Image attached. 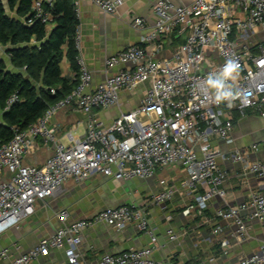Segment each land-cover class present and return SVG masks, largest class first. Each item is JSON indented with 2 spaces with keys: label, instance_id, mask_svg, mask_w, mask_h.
<instances>
[{
  "label": "built area",
  "instance_id": "built-area-1",
  "mask_svg": "<svg viewBox=\"0 0 264 264\" xmlns=\"http://www.w3.org/2000/svg\"><path fill=\"white\" fill-rule=\"evenodd\" d=\"M91 1L110 15L123 5V0ZM153 1L157 21L142 37L144 45H153L151 50L131 45L108 57L106 70H118L93 88V75L81 55L78 27V86L27 128L12 127V140L0 147V235L32 216L38 201L53 197L69 181L82 184L95 175L119 182L149 180L172 167L184 170L179 189L194 194L197 212L203 215L212 201L226 196L227 173L219 160L227 159L243 164V175L255 177L261 187L250 194L246 203L219 209L216 217L235 223L239 243L249 238L242 212L251 209L249 219L264 227V162L250 160V152L258 151V145L228 153L214 148L216 142L234 144L233 129L238 119L250 113L264 117V42L252 49L240 47V41L256 31H264V0H194L188 6L178 4L177 0ZM52 4L53 0H33L27 25L39 20L49 26L52 16L46 7ZM74 4L77 7V1ZM76 12L79 18L77 8ZM133 26L144 30L145 20L135 19ZM176 30L186 34L184 43L173 50L171 57L160 59L164 51L162 39ZM228 59L240 64L239 75L233 82L240 96L232 107L214 103L204 84L208 74L219 72ZM145 84L149 87L139 107L121 112L108 126L96 119L95 111L119 107L123 92H134ZM18 101L19 97L13 94L4 111ZM66 108L82 113L87 122L83 137L75 138L70 132L66 136L68 143L64 144L57 139L59 127L52 120ZM52 146L51 155L42 165L24 163L26 157L42 147ZM160 185L163 191L145 199L142 206L107 208L88 220L71 224L69 212L61 211L58 219L63 226L9 264H31L52 250L62 249L67 264H80L82 233L96 223L120 230L132 224L155 241L147 207L165 206L179 190L164 179ZM167 234L171 241L179 239L172 229ZM221 245L228 247L229 243L222 241ZM153 253V247H146L117 255L104 254L96 264H159ZM8 258L10 250L0 248V260ZM237 264H264V240L259 251Z\"/></svg>",
  "mask_w": 264,
  "mask_h": 264
},
{
  "label": "crops",
  "instance_id": "crops-1",
  "mask_svg": "<svg viewBox=\"0 0 264 264\" xmlns=\"http://www.w3.org/2000/svg\"><path fill=\"white\" fill-rule=\"evenodd\" d=\"M7 14H16L8 9L9 0H1ZM79 11V32L81 37V55L93 75L92 87L103 83L110 74L118 69L106 70L105 61L131 45H143L149 50L152 44L144 45L142 37L155 25V3L153 0H123V5L114 15L102 12L91 0H75ZM194 0H177L182 6L190 5ZM135 19L145 20V29L138 30L133 26ZM53 24L48 26L49 30ZM186 34L176 30L164 37V51L159 58H169L173 50L185 41ZM264 42V31H256L248 39L240 41L241 48L252 49ZM7 47L0 45V58L8 70L17 72L11 64ZM62 76L75 80V72L70 62L64 58L61 64ZM148 84L140 86L134 92L121 94L120 106L117 108L95 111L96 119L104 125H111L121 112H128L140 106ZM87 117L71 108L62 109L53 118L52 124L59 127L57 139L68 143L66 136L71 132L75 138L83 137ZM234 144L214 143L225 153L234 149H250L258 145L259 150L250 152L251 161L264 162V117L250 113L246 118L238 119L233 129ZM50 149L42 147L26 157L24 163L40 166L51 155ZM221 168L227 173L224 184L226 196L215 199L203 215L198 214L194 194L179 189L185 173L181 168L172 167L159 171L146 184L135 191L128 190L124 184L111 178L95 175L82 184L69 181L53 197L38 201L35 213L20 225L12 227L0 235V248L10 250V258L0 260V264H9L21 254L27 253L46 237L52 236L63 223L58 214L67 210L68 223L88 220L107 208L122 205H144L145 199L163 191L160 180L167 181L169 186L178 187L171 201L165 206L149 205L147 213L155 241L148 233L138 232L129 224L123 230L106 223H96L82 233V242L78 252L82 255L80 264H96L104 254L117 255L133 249L153 247V259L159 264H237L260 250L264 240V227L256 220H250L251 209L241 213L248 226L249 238L243 243L236 239V226L232 220L216 217L219 209L238 207L246 203L250 194L261 187L255 177L243 175V164L230 160H219ZM168 217L172 219L167 220ZM172 229L179 239L171 241L167 234ZM218 230V233H215ZM229 243L228 247L221 245ZM31 264H67L65 250H52L47 256Z\"/></svg>",
  "mask_w": 264,
  "mask_h": 264
},
{
  "label": "trees",
  "instance_id": "trees-1",
  "mask_svg": "<svg viewBox=\"0 0 264 264\" xmlns=\"http://www.w3.org/2000/svg\"><path fill=\"white\" fill-rule=\"evenodd\" d=\"M32 2L9 0L8 9L16 14L13 17L0 0V45L9 48L11 64L18 70H8L0 58V147L12 140V127L27 128L79 84L75 38L80 21L74 0H53L46 7L52 16V30L39 20L27 25ZM64 58L70 62L75 80L62 76ZM13 94L19 101L4 111Z\"/></svg>",
  "mask_w": 264,
  "mask_h": 264
},
{
  "label": "clouds",
  "instance_id": "clouds-1",
  "mask_svg": "<svg viewBox=\"0 0 264 264\" xmlns=\"http://www.w3.org/2000/svg\"><path fill=\"white\" fill-rule=\"evenodd\" d=\"M240 72V64L234 59H228L216 74L209 73L204 82L213 97L214 103L233 106L240 93L234 90L233 82Z\"/></svg>",
  "mask_w": 264,
  "mask_h": 264
},
{
  "label": "rangeland",
  "instance_id": "rangeland-1",
  "mask_svg": "<svg viewBox=\"0 0 264 264\" xmlns=\"http://www.w3.org/2000/svg\"><path fill=\"white\" fill-rule=\"evenodd\" d=\"M120 184H124V182H118ZM146 184L145 181L140 180V179H134L129 182L125 183V186L128 188V190L135 191L136 189L142 188Z\"/></svg>",
  "mask_w": 264,
  "mask_h": 264
}]
</instances>
